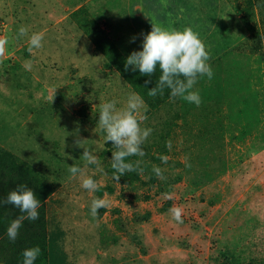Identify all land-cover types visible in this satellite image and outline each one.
Returning <instances> with one entry per match:
<instances>
[{
	"label": "rangeland",
	"instance_id": "1",
	"mask_svg": "<svg viewBox=\"0 0 264 264\" xmlns=\"http://www.w3.org/2000/svg\"><path fill=\"white\" fill-rule=\"evenodd\" d=\"M81 6L125 59L142 50L152 24L191 27L210 54L213 77L193 89L200 105L180 98L171 148H152L161 161L145 160L163 178L181 174L169 195L148 186L147 171L134 195L107 173L113 151L99 107H124L132 92L68 19ZM22 26L28 35H19ZM35 32L42 47L30 53ZM249 35L228 0H0V37L9 41L0 57V149L54 185L45 202L48 263L214 264L222 248L245 261L264 257V41L262 54L234 50ZM157 125L147 118L141 128ZM84 149L99 166L86 164ZM71 165L113 193H89ZM94 196L108 201L95 216ZM177 207L182 222L173 218Z\"/></svg>",
	"mask_w": 264,
	"mask_h": 264
},
{
	"label": "trees",
	"instance_id": "2",
	"mask_svg": "<svg viewBox=\"0 0 264 264\" xmlns=\"http://www.w3.org/2000/svg\"><path fill=\"white\" fill-rule=\"evenodd\" d=\"M228 1L240 16L242 23L250 31V35L235 46L234 50L245 51L254 55L262 54L264 41V0ZM68 16V19L70 18V21L75 23L77 29L90 40L95 53L104 57L106 68L115 69L123 82L128 85L131 92L137 93L142 98L147 105V111L142 112V114L147 118H155L158 121L157 129L155 127L152 128L149 142L141 146L145 155L142 157L130 156L126 158L125 162L133 163L134 165L136 161H140L136 171L126 172L118 181H115L113 179L115 170L111 168L110 164L107 173L113 181L125 185L126 190L132 191L134 195L139 185H147L140 179V173L147 171L148 186L150 188L155 187L158 194L169 195L173 190V186L181 181V174H174L172 178L161 179L153 171V165L147 163L145 160L150 159L153 162L161 161L159 157L154 156L151 149L161 148V151H166V142H172L176 129L175 123L181 117L175 111V105L180 97H172L170 89L166 86L162 93L158 91L156 96H149L148 90L156 86L161 75L159 66H157L156 72L150 76L142 75L138 68L133 70L132 66H128L126 69V59L119 52L116 45L105 35L103 30L100 29L99 23L91 16H88V11L84 9V6L72 11ZM201 80L209 82L207 76H200L195 85ZM203 107L211 111V108L207 107V105L203 104ZM81 116H85L83 111ZM105 145L109 150H116L112 142H106ZM161 174L164 177L163 170H161ZM20 184H24L32 189L40 201L41 206L38 209L39 218L36 220H23L18 230L17 238L15 241H10L7 236V228L13 220L26 214L21 213L14 205L4 203V201L8 193L15 190ZM53 190V183L48 182L47 178L38 170L31 167L27 162L20 160L13 153L0 149V264H23V251L34 246H39L41 249V254L34 261V264H51L48 263L49 245L45 202ZM104 191L111 194L114 191V187L108 184L103 188H98V196H102ZM145 199L148 198L145 197ZM170 206V201H166L163 209L167 210ZM16 211H18L17 214ZM103 211V208H100V214ZM148 217L149 213L145 214L144 218L147 219ZM214 264H264V257L245 261L237 254L229 252L226 248H222L215 256Z\"/></svg>",
	"mask_w": 264,
	"mask_h": 264
},
{
	"label": "clouds",
	"instance_id": "3",
	"mask_svg": "<svg viewBox=\"0 0 264 264\" xmlns=\"http://www.w3.org/2000/svg\"><path fill=\"white\" fill-rule=\"evenodd\" d=\"M20 36L28 35V29L21 27ZM43 33H32L28 38L31 53L34 49L42 47ZM7 37H0V57L6 53L8 44ZM211 59L209 52L206 50L204 42L200 39L199 34L191 27H185L183 30L167 28L162 25L152 24L149 31L143 38L142 50L133 51L127 58L125 67L132 66L133 70L139 69L142 75H152L156 72L157 66L161 75L159 76L156 86L148 90V95L154 97L157 92H163L165 86L170 89L172 97H180L187 102L199 106L201 98L198 91H194L198 77L207 76L209 80L213 77V71L208 61ZM25 68H30V62L25 63ZM183 77V79H181ZM146 83H148L146 81ZM55 92V90H54ZM53 99V98H52ZM116 101L104 102L99 107L98 126L103 130L105 142H112L115 151L112 152L111 168L115 170L113 179L118 181L126 172L136 171L140 161L133 163L125 162L130 156H144L145 153L141 144L151 134L152 129L141 128V123L147 119L143 112L147 111V105L137 93H131L127 99L126 105L117 108ZM166 147L171 148V142H166ZM86 164L100 165L98 158L90 150L84 149L82 155ZM166 162L167 157H162ZM72 177L79 174L81 187L89 193H95L99 184L87 175L85 170L71 165L68 168ZM141 171H143L141 169ZM153 171L163 179L161 170L153 166ZM6 204H12L17 207L21 215L13 220L7 228V236L10 241H15L18 230L22 221L25 219L36 220L39 218L38 209L41 206L34 191L24 184H20L7 195ZM108 201L93 197L91 200V214L95 216L98 209L106 207ZM173 218L177 222L181 221V209H172ZM41 254L39 246L27 248L23 251V264H34V261Z\"/></svg>",
	"mask_w": 264,
	"mask_h": 264
},
{
	"label": "crops",
	"instance_id": "4",
	"mask_svg": "<svg viewBox=\"0 0 264 264\" xmlns=\"http://www.w3.org/2000/svg\"><path fill=\"white\" fill-rule=\"evenodd\" d=\"M18 211H16V214H17ZM12 216H13V213L11 212ZM14 217V216H13Z\"/></svg>",
	"mask_w": 264,
	"mask_h": 264
}]
</instances>
